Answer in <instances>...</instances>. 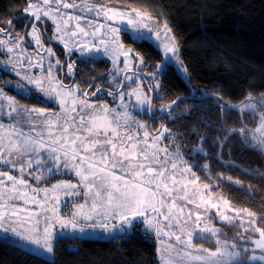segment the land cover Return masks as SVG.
<instances>
[{
    "label": "rangeland",
    "instance_id": "obj_1",
    "mask_svg": "<svg viewBox=\"0 0 264 264\" xmlns=\"http://www.w3.org/2000/svg\"><path fill=\"white\" fill-rule=\"evenodd\" d=\"M28 10L44 18L50 37L69 51L109 57L115 65L142 63L122 32L148 39L187 80L168 28L138 10L104 0H30ZM29 35L38 40L34 29ZM0 40L6 50L24 47L14 32L0 33ZM27 50L10 52L16 65L30 64ZM135 87L131 100L139 105L133 108L146 109V95ZM55 96V115L27 108L22 115L19 103H12L15 113L6 110L0 86L6 111L0 119L22 127L0 123L1 238L51 259L58 237L110 239L139 226L155 240L159 264H264V229L256 215L200 181L174 145L158 144L163 131L152 145L118 113L126 108L121 102L101 106L75 86H59ZM239 110L256 118L245 136L264 151V95H249Z\"/></svg>",
    "mask_w": 264,
    "mask_h": 264
},
{
    "label": "trees",
    "instance_id": "obj_2",
    "mask_svg": "<svg viewBox=\"0 0 264 264\" xmlns=\"http://www.w3.org/2000/svg\"><path fill=\"white\" fill-rule=\"evenodd\" d=\"M29 1L0 0V27H7ZM104 1L138 10L170 31L188 77L184 80L175 66L167 63L160 89L166 104L180 95L214 93L215 97L177 101V113L167 125L173 147L179 149L200 181L212 184V190L221 192L231 204L256 215L257 224L264 229V151L245 136L255 128L256 118L251 112L240 114L238 109L249 95H264V0ZM122 38L145 62L164 63L150 40L135 39L127 32H122ZM236 129L242 130L243 138L240 131L232 133L219 157L221 143ZM0 264L159 261L155 240L136 226L129 235L110 239L58 237L51 259L0 237Z\"/></svg>",
    "mask_w": 264,
    "mask_h": 264
},
{
    "label": "flooded vegetation",
    "instance_id": "obj_3",
    "mask_svg": "<svg viewBox=\"0 0 264 264\" xmlns=\"http://www.w3.org/2000/svg\"><path fill=\"white\" fill-rule=\"evenodd\" d=\"M13 18L11 28L4 31L8 26L0 27V33L14 32L23 41L22 37L25 32L26 42L23 41L24 47L5 46L9 50L0 46V59L3 60H0V86L6 96L5 106L8 105L10 108L6 110L13 112L12 103H19L24 108L20 107V111L16 110V112H20L22 115L25 108L30 112L39 111L41 115L46 113L55 115L54 113L59 111L55 96L59 86L66 88L75 86L78 87L85 99L101 103V106L103 103L114 105L121 102L126 108L119 109L118 113L123 111L129 117L126 123L133 127L132 131L137 134L139 132L143 139H149L148 143L154 145L155 135L163 131V135L157 143L162 144L165 148H170L175 144L167 125L173 118L172 114L177 111L173 109L164 114L171 104L161 108L166 106V102L161 99L160 89L162 74L166 71L167 62H145L139 57L142 61L141 64L134 63L132 66L124 67L119 61V64L115 65L109 57L69 51L64 45L50 37L47 21L29 11L28 6L19 16ZM13 21H16L15 25ZM21 26L22 28H20ZM31 28L35 30L37 41L29 35ZM19 48H27V51L30 54L33 53L35 58L46 56L47 59L44 58L43 61H40L32 56L28 66L26 65L28 61H22V64L16 65L20 61L12 60L10 52ZM24 57L28 58V54L25 53ZM131 76L137 78L135 82ZM136 85L141 86L146 95V109L133 108V106L139 105L137 99L131 100L132 90L136 88ZM2 110L4 109L0 108V112H6ZM8 122L7 119H0V123L3 125L14 127ZM14 128L22 129V127ZM42 140L58 146L56 142L45 138Z\"/></svg>",
    "mask_w": 264,
    "mask_h": 264
},
{
    "label": "water",
    "instance_id": "obj_4",
    "mask_svg": "<svg viewBox=\"0 0 264 264\" xmlns=\"http://www.w3.org/2000/svg\"><path fill=\"white\" fill-rule=\"evenodd\" d=\"M14 18H12V19H10L9 20V25H8V27L4 30V31H8L10 28H11V24H12V20H13ZM26 30V29H25ZM25 33V32H24ZM23 33V41L24 42H26L25 41V34ZM121 87H122V85H121ZM151 94H152V92H151ZM152 96V95H151ZM206 96H211V97H215V95H214V93H212V92H209V93H205V94H202V95H198V96H185V95H180V96H178L176 99H174L173 101H172V103H171V105H170V107L167 109V111L164 113V114H166L168 111H170V110H173L174 109V106H175V104L177 103V101L179 100V99H183V98H186V99H189V100H198V99H202V98H204V97H206ZM239 109V108H238ZM240 111V114H241V110H239ZM236 131H240V134H241V136H242V138H243V135H242V130L241 129H236V130H232L227 136H226V138L223 140V142L221 143V145H220V148H219V151H218V156L220 157V154H221V150H222V147H223V145L225 144V142L227 141V139H228V137L232 134V133H234V132H236ZM257 147H259V148H261V146H257ZM226 162V161H225ZM256 174H263V173H256ZM144 216V214H142V215H138V216H134V217H143Z\"/></svg>",
    "mask_w": 264,
    "mask_h": 264
},
{
    "label": "bare ground",
    "instance_id": "obj_5",
    "mask_svg": "<svg viewBox=\"0 0 264 264\" xmlns=\"http://www.w3.org/2000/svg\"><path fill=\"white\" fill-rule=\"evenodd\" d=\"M241 113H242V111H241Z\"/></svg>",
    "mask_w": 264,
    "mask_h": 264
}]
</instances>
